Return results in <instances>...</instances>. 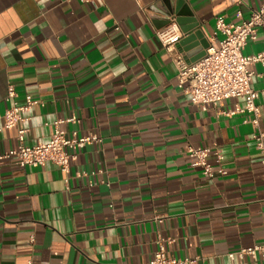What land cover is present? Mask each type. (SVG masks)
Wrapping results in <instances>:
<instances>
[{
  "label": "crops",
  "instance_id": "crops-1",
  "mask_svg": "<svg viewBox=\"0 0 264 264\" xmlns=\"http://www.w3.org/2000/svg\"><path fill=\"white\" fill-rule=\"evenodd\" d=\"M263 3L0 0V264H147L159 236L171 256L196 264H264L259 255L229 256L264 244V167L254 138L264 134V94L258 127L248 112L224 113L242 98L206 110L192 104L156 34L177 22L178 9L215 43L218 16L238 24ZM185 36L176 44L184 55ZM263 51L260 29L243 53ZM251 69V86L263 89L264 64ZM28 95L41 104L3 128L5 111ZM60 119L67 133L102 139L77 150L68 174L52 161L32 167L3 157L19 127L35 145ZM191 146L220 150V163L215 155L209 162L227 173L204 176Z\"/></svg>",
  "mask_w": 264,
  "mask_h": 264
},
{
  "label": "built area",
  "instance_id": "built-area-1",
  "mask_svg": "<svg viewBox=\"0 0 264 264\" xmlns=\"http://www.w3.org/2000/svg\"><path fill=\"white\" fill-rule=\"evenodd\" d=\"M79 1L89 3L95 0ZM215 28V34H221L222 38L209 44L205 55L193 62H189L185 55L177 50L176 44L182 38L183 32L176 21H170L166 26L158 29L156 34L171 54L177 68L178 82L184 87L192 104L206 110L209 106L216 107L223 100L242 98L243 105L236 104L234 109L224 113L231 116L248 112L252 114V123L258 127L260 109L256 101L260 95L264 94V88L256 90L251 86L254 74L251 66L256 63L264 64V51L246 55L243 50L249 40L257 38L260 29L264 30V3L259 9L252 11L247 20L238 24L227 22L225 17L218 16ZM15 95L14 87L9 86L7 97L14 98ZM39 104H41L40 101L30 95L26 97V103L23 105L13 103L3 115V128L19 126L29 119L26 113L31 107ZM64 121L66 120L54 121L50 139L35 145L26 144V128L19 127L17 146L3 157H15L21 166L32 167L52 161L63 173L68 174L71 163L78 158L77 150L90 144L100 143L102 139L96 134H79L78 131L67 133L62 128ZM254 138L262 154L264 167V134L258 129ZM187 151L207 178L213 179L227 173L222 166L215 169L209 162V156L215 155L217 162L220 163L223 158L220 150L191 146ZM90 185H93V182H90ZM157 218L161 220V217ZM167 240L172 241L171 238ZM165 241V238L158 237L157 249L147 264H196L197 258L171 256L165 248ZM247 255L251 257L259 255L264 260V244L242 248L229 254L231 258L238 256L240 259Z\"/></svg>",
  "mask_w": 264,
  "mask_h": 264
},
{
  "label": "water",
  "instance_id": "water-1",
  "mask_svg": "<svg viewBox=\"0 0 264 264\" xmlns=\"http://www.w3.org/2000/svg\"><path fill=\"white\" fill-rule=\"evenodd\" d=\"M175 12L178 15L177 22L181 25L182 31L186 35L183 41L180 42L186 54V59L189 62H193L202 58L206 53V49L209 47V43L202 38L200 30H195L197 24L193 19H189L184 15V18L181 19L180 17L182 14H180L179 10L177 9ZM189 22H191L192 25L188 26ZM193 29L194 31L191 32Z\"/></svg>",
  "mask_w": 264,
  "mask_h": 264
}]
</instances>
